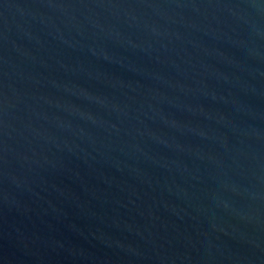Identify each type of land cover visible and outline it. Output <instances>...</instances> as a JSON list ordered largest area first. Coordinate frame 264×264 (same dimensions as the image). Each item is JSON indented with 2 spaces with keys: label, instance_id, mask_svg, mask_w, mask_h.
Listing matches in <instances>:
<instances>
[{
  "label": "water",
  "instance_id": "water-1",
  "mask_svg": "<svg viewBox=\"0 0 264 264\" xmlns=\"http://www.w3.org/2000/svg\"><path fill=\"white\" fill-rule=\"evenodd\" d=\"M0 264H264V0H0Z\"/></svg>",
  "mask_w": 264,
  "mask_h": 264
}]
</instances>
